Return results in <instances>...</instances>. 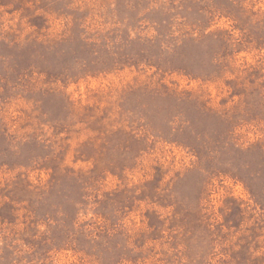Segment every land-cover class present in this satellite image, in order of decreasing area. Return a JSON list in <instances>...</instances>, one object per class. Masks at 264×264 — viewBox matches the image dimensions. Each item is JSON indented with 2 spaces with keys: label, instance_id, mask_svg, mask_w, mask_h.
<instances>
[{
  "label": "rangeland",
  "instance_id": "1",
  "mask_svg": "<svg viewBox=\"0 0 264 264\" xmlns=\"http://www.w3.org/2000/svg\"><path fill=\"white\" fill-rule=\"evenodd\" d=\"M0 264H264V0H0Z\"/></svg>",
  "mask_w": 264,
  "mask_h": 264
}]
</instances>
